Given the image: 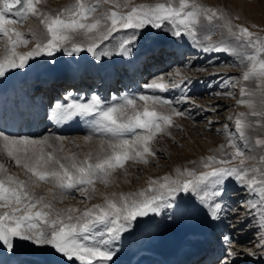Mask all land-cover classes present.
<instances>
[{
	"label": "snow or ice",
	"instance_id": "snow-or-ice-1",
	"mask_svg": "<svg viewBox=\"0 0 264 264\" xmlns=\"http://www.w3.org/2000/svg\"><path fill=\"white\" fill-rule=\"evenodd\" d=\"M39 3L40 0H0V35L6 37L10 44L9 55L0 60V78L12 69H24L29 60L35 57L44 54L52 56L62 49L69 55L86 50L93 57L110 58L112 53L108 50L98 51L99 45L121 30H130L131 34L120 39L116 53L128 55L129 47L135 44L141 30L149 27L161 31L168 29L171 36L190 37L205 53L222 52L238 57L244 69L242 76L235 81L228 78L229 88L224 95L233 96L232 89L240 85L241 99L237 100V104H247L250 111L240 113L235 119V134H228L227 145L220 146L219 156L210 155L201 161L204 170L181 171L178 168L176 179L165 176L163 182L151 180L148 188L139 193L120 194L118 197L113 193L112 198L104 197V203H96L83 210L74 207L55 209L44 195L35 192V188L40 182H45L58 188L61 197L79 193L86 200L91 199L86 194L90 188L95 190L96 180L106 185L110 170L123 168L130 159L149 163L146 156L155 155L152 141L157 135L174 125V117L191 118V113L180 110L174 106L173 101L158 95L124 96L116 103L105 104L99 95L84 100L71 93L67 94L65 102H57L52 106L48 118L56 125H68L76 122L77 118H84L90 123L92 133L84 137L85 142L92 141L97 135L103 139L100 147L104 155L96 162H90V154L79 161L75 154L62 158L54 155L56 151H63V142L67 139L65 136H15L6 134L0 126V142L7 155L30 174L29 181L20 180L7 175L5 166L0 164V172L5 173L0 178V251L15 252L21 242H28L50 257L45 264H116L113 258L117 253L113 245L121 236L130 232L138 218L159 214L165 207L171 208L181 193L192 195L198 202L197 207L204 211L210 221L220 219L222 208L226 206L223 205L225 184L230 179L247 193L246 211L252 218L258 216L257 231L264 233V168L246 166V160L255 158L247 143V130L258 127L264 131V37L236 23L239 16L233 17L230 13L212 7L189 5L188 0H178L177 5L172 2L157 3L155 6L140 5L126 13L113 11L91 23L83 21H87L97 8L86 6L83 0H77L76 5L68 10L67 19L60 15H45L37 7ZM9 14L19 19H10ZM29 16L39 18L44 25L46 43L38 42L33 49L18 52L17 48L27 47L30 40L12 26L27 20ZM201 18L227 33L239 49H251L252 52L241 54L237 47H232L226 41L203 44L198 39ZM79 30H83L85 35H96L88 36L91 43L86 47L77 43L66 47L71 39L69 34ZM204 39L211 41L212 37L209 34ZM187 79L165 81L161 75L144 87L163 92L180 87ZM249 81L259 85V104L250 98L246 99L254 95L242 83ZM138 101L143 102L142 110L137 109ZM149 103L165 106L169 111L149 110ZM89 117L92 118L90 121L87 119ZM246 117L254 119L246 120ZM224 127L227 129V125ZM237 137L245 141L243 146ZM72 143L76 144L75 141ZM255 144L261 148L259 160L264 163V139L256 140ZM226 148L231 151H225ZM21 152L23 156L18 155ZM62 160L70 162L66 164ZM234 161H239V164L234 165ZM257 172L260 173L259 178L255 175ZM52 198L57 197L53 194ZM176 209L181 211L182 205L176 204ZM225 240L229 247L225 249L219 264H236V258L241 254L256 255L247 248L243 253L233 250L231 241L227 238ZM257 247L264 249V234L260 235Z\"/></svg>",
	"mask_w": 264,
	"mask_h": 264
},
{
	"label": "rangeland",
	"instance_id": "rangeland-1",
	"mask_svg": "<svg viewBox=\"0 0 264 264\" xmlns=\"http://www.w3.org/2000/svg\"><path fill=\"white\" fill-rule=\"evenodd\" d=\"M172 2L174 5L178 4V0H83V3L88 6H96L97 10L95 13L90 14L89 19L87 21H83L86 23L94 22L96 18L104 17L109 15L111 12H121L126 13L131 10L132 7L147 5V6H155L157 3H166ZM51 2V0H40V3L37 5L38 9L45 13V15H60L61 18L67 19L69 18L68 10L73 8L77 0H71L68 3H65L60 6H55ZM189 5L196 4L202 7H212L221 12L230 13L233 17L239 16L240 19L235 21L236 23L243 24L244 26L249 27L250 31H253L259 34L261 37H264V0H188ZM10 19H19L18 17L9 14ZM253 25L255 27H253ZM12 27L16 28V30L20 31L25 35V38L30 40V43L27 47L20 46L17 48L18 52H26L33 49L38 42L46 43V36L44 33L46 29L44 25L40 22V19L35 16H29L27 20L22 21ZM99 31V30H98ZM35 33V35H33ZM130 30H121L119 33H113V36L109 38V40L104 41L99 45V50H108L111 53L116 52L117 46L120 42V39L126 35H130ZM211 35V41L205 40L204 37L207 35ZM71 39L67 42L66 47H71L73 43L81 44L83 46H87V44L91 43L88 39V36H94L96 33H89L87 35L84 34L83 30H79L75 33L69 34ZM174 38H182V39H190L188 36L174 37L171 36L168 29L164 31L153 29V28H145L139 32L138 38L134 45L129 47L130 51L137 52L146 46L151 45L155 41L162 40H170ZM198 39L202 41L203 44H218L222 41L229 42L232 47L238 46L235 42L231 41V38L227 35V33L222 32L217 29L214 24H208L206 20L201 18V23L199 25L198 31ZM194 42V41H193ZM10 44L7 41V38L0 35V60H3L6 56L9 55ZM238 51L241 54L251 53V49H239ZM218 55H212L211 58H217L214 64L210 65L212 69L214 67L221 69L223 74L213 75V79L210 81H214V83L210 84V88L207 92H203L201 94L192 95V91L195 87V82L198 80H189L185 81L184 84H181V93L176 95L175 97H169L167 95H160L163 98H168L169 100L174 102V106L178 107L180 110L179 103H175L177 101H182V98L187 96H193L194 101L197 100L203 101L205 99H213L221 98L219 101L205 103L206 111L203 116L195 115L196 112H193L191 118H182V117H174V125L172 127L166 128L164 133H160L157 137L152 141L153 150L155 155L152 158L158 157L159 155L158 148L162 151H165L167 155L170 154L168 163H160L150 174V178L140 179L138 177L141 176H133L128 169L125 171L123 168H116L110 170L109 175L106 177L108 183L105 185L99 180H96V183L104 185L106 187V192L111 187V190L106 193V195L100 194L96 191V186H94V191L90 188L89 192L86 195H90L91 199H85V197H77V193L73 195H65L61 197L60 190L54 187L50 183L40 182L39 186L35 188V192L38 195H44L46 200L52 202L53 207L58 210H67L69 207L79 208L83 210L85 207H91L96 203H104V197L112 198V194L115 193L117 197L120 194H135L139 193L148 188L149 182L151 180H156L159 182H163V178L165 176L171 177L172 179H176L178 176L177 169L179 168L181 171L184 169H195L197 171H202L204 169L201 168V161L206 159V157L210 155L219 156V150L221 145H227L228 142V134H235L234 129V121L239 116L240 113H247L250 111L247 104H237V100L241 99L240 97V85H237L235 89H232L233 96H225L224 93L228 91V78L231 77L234 81L239 79L243 73V66L239 64V58L234 55H226L224 53H216ZM75 55H80L85 59L88 57L90 59H94L97 61L99 58L93 57L91 53H88L86 50L80 51L78 54L69 55L63 49L60 51H56L54 55L48 56L46 54L35 57L34 59L29 60V65L32 68L34 74L41 75L43 73L55 72V71H68L74 62ZM181 63L177 65V67H183L184 63L187 61L184 59L183 54L180 56ZM87 58V59H88ZM159 61V60H158ZM209 67V66H206ZM169 67L168 69H171ZM166 70V72L168 71ZM20 70V69H13ZM198 70V68H197ZM150 74V73H149ZM150 78V75H148ZM222 77L219 82H215L216 79ZM148 78V79H149ZM181 81V79L179 80ZM195 81V82H194ZM208 81V83L210 82ZM200 83V81H199ZM198 83V84H199ZM221 83V84H220ZM223 83V85H222ZM244 83L250 91L254 93L253 96L247 97L246 99H252L257 104L261 101V93L259 89V85L255 81L242 82ZM183 85V86H182ZM209 85V84H207ZM216 85V86H215ZM218 85V86H217ZM222 85L221 89L219 86ZM187 89V91H185ZM121 91V90H120ZM215 92L217 96L211 94ZM220 92V93H218ZM222 93V94H221ZM185 94V95H184ZM219 94V96H218ZM113 93H109V97H112ZM235 97V98H233ZM54 100L58 101V97L52 96V102H50L51 108L54 106ZM223 100V101H222ZM226 100V101H225ZM222 101V102H221ZM109 104V103H108ZM143 102H137V109L142 110ZM196 105H193L195 107ZM215 108V110H213ZM156 110L158 112H167L169 109L165 106L161 105H151L149 103V110ZM201 110V108H200ZM197 114V113H196ZM47 117V114H46ZM228 117H232L231 120ZM89 121L92 119L91 117L87 118ZM247 119H254L251 117H246ZM211 121V123H209ZM76 128H79V131H75L70 134H64L62 136L67 137V139L63 142V151H56L54 155L58 158L62 157H72L75 154L77 161L88 157L90 154V162H96L99 157L104 155V152L101 151V144L103 139L97 135L94 136L92 141L85 142L84 137L90 135L92 133V125L87 123L84 118H77L76 122H73ZM227 125V129L224 127ZM83 128V129H82ZM48 127L43 128L37 136H29L31 138H40L46 135H58L59 133H51L47 131ZM249 134V140L247 143L251 149L252 155L255 157L254 159L246 160V166H252L257 168H264V163L260 162L259 157L262 154L261 148L259 145L255 144V141L258 139H264V131L260 130L258 127L256 129L247 130ZM60 135V134H59ZM80 135V137L77 136ZM84 135V136H83ZM20 136V135H17ZM21 136H26L25 134H21ZM73 136V137H72ZM82 136V137H81ZM69 137V138H68ZM238 139V137H237ZM203 140V141H202ZM72 141H75L76 144H73ZM238 142L241 146L244 145L245 141L239 140ZM76 145H79L77 148ZM59 147V146H57ZM106 147V145H105ZM158 147V148H157ZM47 151H52V149H47ZM225 151H231V149H225ZM158 153V154H157ZM18 155L23 156L24 154L18 153ZM161 161H166L165 158H159ZM163 161V162H164ZM64 163H69V160H62ZM130 163V162H129ZM0 164L5 166L7 170V175H12L17 177L20 180L29 181V176L25 169L19 167L15 164V161L9 157L6 151L3 148L2 142H0ZM150 164V165H151ZM234 165L239 164V161H234ZM131 165V164H130ZM232 166V165H229ZM130 169H132L130 167ZM117 171V172H116ZM124 172V173H123ZM126 172V173H125ZM128 172V173H127ZM5 173L0 172V178H3ZM249 175H253V173H249ZM257 178H259L260 173H255ZM125 177V180L122 178ZM128 177V178H126ZM131 177H136V180L133 181ZM34 179V178H33ZM118 180V181H117ZM115 181V182H114ZM123 188H120L118 185L120 182H123ZM113 182V183H112ZM115 185V186H114ZM125 187V188H124ZM127 187V188H126ZM53 194L56 195V199H53ZM233 195H237L238 197H234ZM75 199V200H74ZM238 199V200H237ZM247 193L237 185L233 180H228L225 184V192L223 197V206L222 213L226 216H241L248 214L244 213H234V211H242L243 208H238L239 205L246 206ZM81 200V201H80ZM75 201V202H74ZM197 201L194 200L193 196L188 193H181L177 196L175 203L171 208H162L159 214H151L148 217L138 218L137 221L134 222L133 227L130 229V232L124 233L120 240L117 241L113 247L116 249L117 255L113 258L116 261V264H126L125 260L128 257L130 251L126 252L124 255V259H120L117 251L123 249V247L128 242V248H136L138 244L137 241H142L143 243L146 240L140 238L146 232L152 233L156 238L161 235L164 230L166 231L170 226V221L165 220L164 218H160L157 216H180V217H191L195 216H203L207 226L206 233H210L214 227L215 221H210L205 217L204 211L197 207ZM176 204L182 205V210L177 211ZM78 214V213H77ZM220 214V215H221ZM249 216V215H248ZM156 217L158 219H156ZM167 217V218H168ZM258 217V216H257ZM164 219V220H163ZM258 220V218H256ZM166 221V222H165ZM161 222V223H160ZM166 224V225H164ZM169 224V225H168ZM168 225V226H167ZM163 227V228H162ZM163 229V230H162ZM146 231V232H145ZM159 231H163L159 233ZM133 239V240H132ZM137 244V245H136ZM146 244V243H144ZM133 245V246H132ZM151 247V246H150ZM152 247H155L152 245ZM210 248V247H209ZM19 252L22 256L28 257V260H36L46 257V255L38 250L36 246L31 245L28 242H21L20 247L15 251ZM24 254V255H23ZM32 256V257H31ZM38 256V257H37ZM123 256V257H124ZM119 258V259H118ZM95 264V262H93Z\"/></svg>",
	"mask_w": 264,
	"mask_h": 264
},
{
	"label": "bare ground",
	"instance_id": "bare-ground-1",
	"mask_svg": "<svg viewBox=\"0 0 264 264\" xmlns=\"http://www.w3.org/2000/svg\"><path fill=\"white\" fill-rule=\"evenodd\" d=\"M70 1L51 0L55 6ZM182 54L187 61L183 64V67H177L181 63L180 56ZM212 55L218 54L203 52L190 39L174 38L155 41L137 52L129 50V54L124 56L113 52L110 58L102 57L97 61L75 55L72 67L66 72L55 71L37 75L33 73L28 63L24 69H12L6 73L5 77L0 78V82H2L0 83V126L3 127L6 134L15 136H21V134L37 136L46 126L48 127L47 131L51 133L70 134L79 131V128H76L73 122L68 125H56L48 118L52 109L50 105L52 96L58 97V101L54 100V104L65 102L64 98L69 93L84 100L92 95H99L105 104H113L120 101L124 96L145 94L175 97L182 92L180 87L170 88L168 91L163 92L144 87L153 78L161 75L164 76L165 81H179L187 77L186 81L188 82L197 78L198 80L195 79L197 81H194L196 84L191 94L197 95L207 92L210 84L214 83V81H210L213 79L212 76L226 73L216 67L214 69L210 68V65L214 64L217 59H212ZM169 67L172 68L168 69ZM148 75H150V78ZM221 78L216 79L215 82H219ZM208 81L210 82L208 83ZM222 85L219 86L220 89ZM211 91L210 88L207 93ZM110 92L113 93L112 97H109ZM211 94L217 96L215 92ZM220 99L214 97V100H211L216 102ZM211 100L205 99L195 102L193 96H187L182 98L179 105L183 111L186 110L191 115L196 112L195 115L203 116L206 111L204 105L211 102ZM193 105L196 106L193 107ZM77 137H80V135ZM157 150L159 152L158 157L146 156L149 163L144 164L130 159L126 161L127 164L124 169L126 168L132 172L129 174L133 176H141L138 177L140 179H143V176L150 178L149 175L156 169L154 166L158 167L160 163L170 162L168 160L171 157L170 154L167 155L165 151L159 148ZM160 157L161 159L165 158L166 161L163 159L164 162L161 161ZM126 169L125 171H127ZM131 179L135 181L136 177H131ZM122 180H125V177ZM124 182L118 184L120 188H123L122 185L126 184ZM94 186H96V191L102 195H106L111 190L110 187L106 192V187L96 183V181ZM77 195V197H83L79 193ZM233 196L238 197L237 195ZM241 207L243 208L242 211L236 210L234 213L245 214L247 212L246 206L239 205L238 208ZM157 217L170 221L169 228L164 232L159 231V233H163L156 238H154L155 234L152 235L153 231L152 233L145 231L146 233L140 238L146 240L144 242L146 244L137 241L138 246L136 248H128V242H126L127 245L122 250L117 251L120 254V259H124L126 252L130 251L125 260L126 264H219L225 255V249L229 247L225 238L231 241L233 250L243 253V250L247 248L256 253V255H239L236 258V264H264V258H262L264 249L257 247L260 235L264 234L257 231L256 218L258 217L252 218L248 214L226 216L222 213L220 219L214 222V227L210 233H206V229H204L207 223L203 216H195L194 218L184 216ZM157 217L156 219H158ZM152 245L155 247H152ZM27 258L19 252L0 251V264H45V261L50 257L46 256L36 260H28Z\"/></svg>",
	"mask_w": 264,
	"mask_h": 264
}]
</instances>
